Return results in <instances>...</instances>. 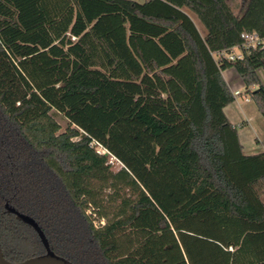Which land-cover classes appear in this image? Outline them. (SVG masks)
<instances>
[{
  "label": "trees",
  "instance_id": "obj_1",
  "mask_svg": "<svg viewBox=\"0 0 264 264\" xmlns=\"http://www.w3.org/2000/svg\"><path fill=\"white\" fill-rule=\"evenodd\" d=\"M253 32L264 0H0L5 257L45 253L10 204L74 264H264V152L244 153L223 75L264 117Z\"/></svg>",
  "mask_w": 264,
  "mask_h": 264
},
{
  "label": "crops",
  "instance_id": "obj_2",
  "mask_svg": "<svg viewBox=\"0 0 264 264\" xmlns=\"http://www.w3.org/2000/svg\"><path fill=\"white\" fill-rule=\"evenodd\" d=\"M133 1L144 3L148 0ZM227 2L235 14L240 16L246 11L249 0H227ZM196 25L199 29L200 26L197 22ZM258 74L264 84V78L260 70ZM223 75L233 92L237 90L242 92V89L245 88L244 82L236 69H228L223 72ZM238 97H243V99L239 101ZM238 97H236L234 103L225 108V113L230 122L238 127L239 139L243 145L244 153L246 155L262 153L264 152V117L246 93Z\"/></svg>",
  "mask_w": 264,
  "mask_h": 264
},
{
  "label": "water",
  "instance_id": "obj_3",
  "mask_svg": "<svg viewBox=\"0 0 264 264\" xmlns=\"http://www.w3.org/2000/svg\"><path fill=\"white\" fill-rule=\"evenodd\" d=\"M5 209L8 214L15 215L18 221H21L34 229L44 246L45 253L20 262L9 261L3 253L0 241V264H74L69 259L58 255L52 250L47 236L33 217L20 212L10 204H6Z\"/></svg>",
  "mask_w": 264,
  "mask_h": 264
},
{
  "label": "built area",
  "instance_id": "obj_4",
  "mask_svg": "<svg viewBox=\"0 0 264 264\" xmlns=\"http://www.w3.org/2000/svg\"><path fill=\"white\" fill-rule=\"evenodd\" d=\"M243 40H244L243 48H245L246 50H249L251 48H259V47L264 49V38L260 37L259 34L256 32L244 34ZM224 55H226L228 60H231V61H236L243 57L242 51L238 48L233 49L225 53ZM234 95L235 97H238V96H241L242 93L237 90V91H234ZM99 152L105 153V151L101 149L99 150Z\"/></svg>",
  "mask_w": 264,
  "mask_h": 264
},
{
  "label": "rangeland",
  "instance_id": "obj_5",
  "mask_svg": "<svg viewBox=\"0 0 264 264\" xmlns=\"http://www.w3.org/2000/svg\"><path fill=\"white\" fill-rule=\"evenodd\" d=\"M196 22L198 23V25L200 26L199 27V31L202 33V34H204L205 33V29H204V27L196 20ZM238 51V50H237ZM236 51V52H237ZM260 72H261V74L263 75V78H264V71L261 69L260 70ZM243 92V93H242ZM242 94H245L246 93V89L245 88H243L242 89ZM244 96V95H243ZM239 98V101H241L242 99H243V97H238ZM54 116H55V118H56V120L59 122V124L61 125V127H62V131H64L66 128H67V125H68V122H67V120L66 119H64V117L63 116H61V115H58V114H54ZM251 129V128H250ZM255 142V141H254ZM102 150V149H101ZM110 161L111 162H115V166H114V170H119L121 167H122V165L119 163V162H116V160L113 158V157H111L110 158ZM88 214L89 215H91V217H92V219L94 220V222H95V224L97 225V226H100V225H102V224H104L103 222V220L101 221L98 217H97V215L94 213V211H93V209H90V210H88Z\"/></svg>",
  "mask_w": 264,
  "mask_h": 264
}]
</instances>
